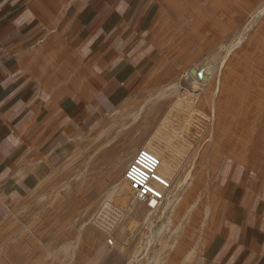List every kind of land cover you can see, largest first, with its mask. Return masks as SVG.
<instances>
[{
  "label": "crops",
  "instance_id": "crops-1",
  "mask_svg": "<svg viewBox=\"0 0 264 264\" xmlns=\"http://www.w3.org/2000/svg\"><path fill=\"white\" fill-rule=\"evenodd\" d=\"M181 9L178 0H0V264H131L102 242L133 238L116 216L133 219L125 173L146 138L170 184L191 169L198 183L196 142L170 155L165 146L172 110L213 96L185 52L197 6L193 24ZM220 152L187 264H264V171L230 168ZM169 193L155 210L171 205Z\"/></svg>",
  "mask_w": 264,
  "mask_h": 264
},
{
  "label": "rangeland",
  "instance_id": "rangeland-1",
  "mask_svg": "<svg viewBox=\"0 0 264 264\" xmlns=\"http://www.w3.org/2000/svg\"><path fill=\"white\" fill-rule=\"evenodd\" d=\"M178 3L182 5L181 18L188 24H193L197 14L196 41L185 52L190 64L198 69L199 77L209 81L200 80V87L208 85L213 96L201 97L197 93L196 108L172 110L176 120L165 146L170 155L179 147L187 152L196 142L197 169L202 177L196 183L195 171L191 169L178 185L173 179L169 188L171 205L165 211L137 201L131 190L133 219L126 220L125 214L117 211L116 220H123L124 225L119 224V228L130 229L133 238L128 235L121 241L102 242V252L116 244L128 254L131 264L190 261V249L196 247L211 212L205 190L221 167V150L229 154L230 168L237 165L241 169L264 171V0H178ZM188 10L190 14L184 16ZM144 131L135 130L138 139H142ZM145 140L137 151L143 148ZM103 226L105 234L109 225ZM173 253L181 256L175 258Z\"/></svg>",
  "mask_w": 264,
  "mask_h": 264
},
{
  "label": "built area",
  "instance_id": "built-area-1",
  "mask_svg": "<svg viewBox=\"0 0 264 264\" xmlns=\"http://www.w3.org/2000/svg\"><path fill=\"white\" fill-rule=\"evenodd\" d=\"M160 159L149 150L140 149L126 170L125 179L136 200L154 209L165 198L170 183L158 173Z\"/></svg>",
  "mask_w": 264,
  "mask_h": 264
},
{
  "label": "bare ground",
  "instance_id": "bare-ground-1",
  "mask_svg": "<svg viewBox=\"0 0 264 264\" xmlns=\"http://www.w3.org/2000/svg\"><path fill=\"white\" fill-rule=\"evenodd\" d=\"M155 155V154H154ZM159 158V157H158ZM160 159V158H159ZM160 162H161V160H160ZM161 165H162V162H161ZM161 165H160V167H161ZM159 170H160V168H159ZM158 173H159V171H158ZM160 174V173H159ZM161 176V175H160ZM164 178V177H163ZM168 181V180H167ZM169 182V181H168ZM170 183V182H169ZM170 188H171V184H170ZM136 199V198H135ZM138 201V200H137Z\"/></svg>",
  "mask_w": 264,
  "mask_h": 264
}]
</instances>
